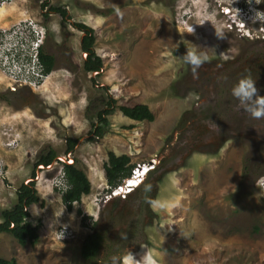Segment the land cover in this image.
<instances>
[{
    "label": "rangeland",
    "instance_id": "rangeland-1",
    "mask_svg": "<svg viewBox=\"0 0 264 264\" xmlns=\"http://www.w3.org/2000/svg\"><path fill=\"white\" fill-rule=\"evenodd\" d=\"M42 1L0 4V28L32 20L46 32L42 49L54 57L38 88L11 91L0 72V212L14 205L34 170L38 202L29 205L28 220H41L34 245L0 233V257L15 264H125L128 257V264H145L149 256L152 264H264V191L256 184L264 176V119L237 111L239 98L231 96L246 75L264 95V24L255 14L234 16V2L249 11L255 0H47L66 9L65 19L43 15ZM227 1H233L229 16L216 8ZM258 7L264 12V3ZM72 22L94 30L98 75L82 69L83 33ZM193 45L209 57L195 79L183 60ZM102 86L118 106L146 104L153 120H131L115 109L105 134H90L106 98ZM68 137L77 139L71 153ZM50 148L76 159L90 181L71 211L54 187L62 163L34 168ZM108 151L128 155L139 170L154 167L153 200L179 197L176 206L139 211L142 228L134 239L122 237L127 223L108 222L107 201L122 198L106 192ZM61 228L72 237L58 240ZM93 229L104 230L111 244L85 260L80 245ZM120 237L123 243L113 244Z\"/></svg>",
    "mask_w": 264,
    "mask_h": 264
},
{
    "label": "trees",
    "instance_id": "trees-1",
    "mask_svg": "<svg viewBox=\"0 0 264 264\" xmlns=\"http://www.w3.org/2000/svg\"><path fill=\"white\" fill-rule=\"evenodd\" d=\"M40 7L42 12L44 11L43 15L45 16L50 13H56L61 16L62 19L67 18V11L62 6L51 5L47 0H44L41 2ZM72 26L83 33L80 39V49L82 53H85V57L82 61V69L86 73H95V75H98L103 65L101 57L94 49L95 35L93 28L82 22H72ZM39 57L44 64L45 71L51 72L54 66V57L47 54L42 48L40 49ZM102 87L106 91V98L101 102V107L94 112L93 118L95 120L91 123L90 134H93L95 137H102L107 131V126L109 124L108 116L112 114L115 109H118L123 116L131 120H153V113L146 104L118 106L116 104V99L108 93V87ZM2 98L6 99L5 95ZM65 141V153H71L76 145L77 139L68 137ZM57 157V152L52 148L48 149L46 152L43 151L36 159L34 168L37 169L39 165H50L57 160ZM62 165L68 188L61 193V202L68 211H71L72 205L80 202L81 197L90 192V181L84 171L77 166L76 159H74L72 163L64 162ZM134 167L128 155H118L112 151H108L107 159L103 163L107 185L106 192L110 193V191L119 186L124 179L130 177ZM247 167L248 166L244 167L243 175L245 178L247 177L246 175L249 174V170H246ZM152 173L153 172H149L143 182L133 191L127 193L123 198H111L106 203L107 218L110 224H128L124 229L125 231L122 233L124 240L134 239L136 235L140 234V228H142L141 222H139L142 218L140 213L142 210L145 211L149 208V201L154 199L156 193L153 180L157 175H152ZM34 178L35 172L33 170L30 180L27 183H22L17 189L16 202L14 205L0 212V233L11 234L12 237L22 245L26 243L34 245L39 239L38 229L41 226V220L38 219L34 224L30 223L28 220L29 205L38 202ZM158 179L160 180L161 177ZM139 211L140 213H138ZM78 213H80L79 210ZM82 217L84 221V215H82ZM122 237L118 238L113 244L115 243L118 245L120 242L123 243ZM106 240V232H104V230L93 229V231L88 233L81 242V257L85 260L93 259L103 247L111 244ZM0 264H15V259L0 257Z\"/></svg>",
    "mask_w": 264,
    "mask_h": 264
},
{
    "label": "built area",
    "instance_id": "built-area-1",
    "mask_svg": "<svg viewBox=\"0 0 264 264\" xmlns=\"http://www.w3.org/2000/svg\"><path fill=\"white\" fill-rule=\"evenodd\" d=\"M12 0H0V4L8 3ZM46 32L42 27L32 20H24L11 29L0 28V72L3 73L9 81L7 88L11 91H17L22 87L38 88L49 76L45 71L44 64L40 60V49L44 43ZM85 54H83L84 56ZM61 163H71V160L57 157ZM69 161V162H68ZM52 164L42 168H50ZM62 172V165L58 173ZM140 179L139 168H133L129 178L123 180V184L118 186L115 192H121L124 197L129 184ZM256 184L264 191V176H260ZM54 187L60 192L67 188L61 176H56ZM110 195V194H109ZM111 196H109L110 198ZM106 197L105 201L109 199ZM71 232H66V228L59 229L57 239L65 241L72 236Z\"/></svg>",
    "mask_w": 264,
    "mask_h": 264
},
{
    "label": "clouds",
    "instance_id": "clouds-1",
    "mask_svg": "<svg viewBox=\"0 0 264 264\" xmlns=\"http://www.w3.org/2000/svg\"><path fill=\"white\" fill-rule=\"evenodd\" d=\"M233 1H227L223 5H220L217 2V10L220 11V13L223 12L224 15L229 16V7L230 3ZM249 3L252 2V0H248ZM264 3V0H255V3L253 4L252 9L248 8L249 11H241V5L239 9L238 2H234V7L236 9L234 16L242 17V19H247L245 18V13L242 15L243 12L248 13V16H253L254 20H259L263 22L264 24V12H261L260 8L258 7V4ZM117 12L119 13V9H117ZM231 18V17H230ZM231 23H235V25H238V22L233 18L231 19ZM187 31L189 33L193 32V27H188ZM216 35L218 37H222L223 35L219 32H216ZM198 46L193 45L191 48H188L185 55L183 56V60L186 64H188L191 68V72L193 75V78L195 79L198 76V70L201 68V66L208 61L209 57L203 52V51H198ZM85 54V53H83ZM85 57V55H84ZM231 96L235 98H239V104L236 105V110L239 111L240 108H243V110L251 116L253 119H264V95H261L256 87V82L254 79L251 78V76H242L231 88ZM58 160V159H57ZM72 163V162H71ZM40 166V165H39ZM63 166V165H62ZM45 167V166H43ZM146 168V167H145ZM154 167L151 165L148 166L146 169L140 170V179L134 183H131V185L128 190H126V194L133 191L135 187L137 188L145 179V176L149 173L152 172ZM57 176H61V179L65 182L67 188H68V183L65 179L64 176V171L62 167V172L58 173ZM129 178V177H128ZM123 182V181H122ZM173 185L177 183V181L173 180L172 181ZM123 184V183H121ZM120 184V185H121ZM119 185V186H120ZM118 187V186H117ZM115 188L113 190H118V188ZM66 188V189H67ZM112 190V191H113ZM111 192V191H110ZM63 193V192H62ZM121 192H116L115 195H120ZM109 194V193H108ZM114 195V196H115ZM123 198V197H122ZM149 203L152 205L154 209H166L169 207H173L179 204V197L174 198L172 201H158V200H151ZM131 257H128L125 259V264H128L129 260ZM145 264H152L151 257H146L145 258Z\"/></svg>",
    "mask_w": 264,
    "mask_h": 264
},
{
    "label": "bare ground",
    "instance_id": "bare-ground-1",
    "mask_svg": "<svg viewBox=\"0 0 264 264\" xmlns=\"http://www.w3.org/2000/svg\"><path fill=\"white\" fill-rule=\"evenodd\" d=\"M129 186H131V185H129Z\"/></svg>",
    "mask_w": 264,
    "mask_h": 264
}]
</instances>
